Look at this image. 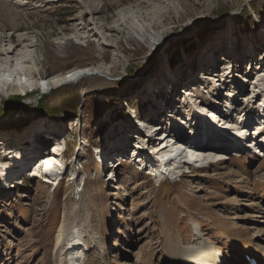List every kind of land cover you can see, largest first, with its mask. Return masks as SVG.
<instances>
[{
	"label": "rangeland",
	"instance_id": "rangeland-1",
	"mask_svg": "<svg viewBox=\"0 0 264 264\" xmlns=\"http://www.w3.org/2000/svg\"><path fill=\"white\" fill-rule=\"evenodd\" d=\"M24 46L35 52L30 88L6 86L0 97V140L26 156L7 172L16 186L0 187V264H52L63 210L80 198L86 216L100 217L106 264H167L170 235L186 249L210 241L226 264H243L235 241L264 257V133L243 125L264 95V0H0V50ZM251 60L262 71L250 70ZM106 64L110 74L86 72ZM225 68L234 71L229 90ZM77 69L68 96L60 80ZM216 70L209 87L201 73L211 80ZM41 79L57 82L43 91ZM187 82L199 93L183 97ZM200 110L222 120L218 137L233 147L213 143L222 150H193L197 161L186 162ZM170 130L186 139L175 143ZM51 137L65 144L53 164L65 173L32 178L30 166L53 154ZM174 154L181 160L160 166Z\"/></svg>",
	"mask_w": 264,
	"mask_h": 264
},
{
	"label": "bare ground",
	"instance_id": "bare-ground-1",
	"mask_svg": "<svg viewBox=\"0 0 264 264\" xmlns=\"http://www.w3.org/2000/svg\"><path fill=\"white\" fill-rule=\"evenodd\" d=\"M171 1H173V0H171ZM121 11L127 12V11H129V9L127 10V8H124V9H121ZM135 34L137 35V38L139 40H142L143 42L145 41V34L144 33H135ZM34 53L35 52L33 50L32 51L28 50L27 48H25V46L23 47V49L21 48L19 50H17V48H10L7 50L1 49L0 50V97L7 95V93L4 91V88L6 86L8 88H16L17 86L22 87L23 92L30 88L28 86L29 83H27L24 78H26V76L27 77L30 76V73H31L33 68L36 69V62H35V54ZM225 55L226 56L224 58L227 60V64H230L229 61H232L234 59V57L230 56L229 53H226ZM263 55H264V52L261 53L260 59H262V60H264V58H262V57H264ZM222 61H225V60L222 59ZM240 62H241V60H240ZM249 62H250V68H249L250 70H252V68L255 67L254 70L262 71L264 66L263 67L262 66L257 67L258 64H255V66H254V63L253 64L251 63V62H253L252 60ZM106 65L107 66L105 68L100 67V65H98L99 68H91V70L87 69L86 72L90 71L89 74H91V73H94V74H98V73L110 74L109 71H110L111 67H109V64H106ZM230 67H232V66H230ZM217 70L213 71V73H211V77H210L211 80H216L215 78H213L214 75L219 77ZM226 70L228 71L229 69L225 68V70H223V72H227ZM83 71H84V69H77L76 71H72V75H71L72 78L77 79L78 77H80L81 74H83ZM233 72H231V70H230L226 76V79L228 78V82L226 83L228 85V87H227L228 90L230 88H232V83L235 82L233 79V76H231L230 79L228 77ZM68 73H70V72H68ZM68 73H66V74H68ZM66 74L60 80L61 83H64V81L68 78V76ZM201 74H202V76L206 77L208 75V72L204 71ZM256 74L257 73H255V72H252L251 74H249V76L250 75L253 76L251 78V80L254 79V76H256ZM109 77L107 79H111L110 75H109ZM115 77H114L115 80L121 81L120 77H117V76H115ZM28 78H30V77H28ZM251 80H249V81H251ZM199 81H198V83H199ZM258 81L264 82V78H260ZM56 82H57V79H51L49 81V83L45 82L41 79V82L39 83L40 84L39 87L41 89H43V91H44V89H47V87L49 85L53 86V84ZM217 82L219 83V79H217ZM242 82H246V80L243 78ZM198 83H197V85H198ZM59 86H60V84H59ZM199 86L201 87V85H199ZM207 86L210 87L209 84H207ZM186 87L188 89H186L185 92L182 91V93L186 94V95L189 94L186 98H190L191 97L190 96L191 91H192L191 94H194L193 90L195 91L196 87L192 83L190 84V82H187ZM255 87L256 86H254V88ZM244 88H246V86ZM242 89L243 88H241V91L239 92L238 96H241V94H243L244 91ZM198 92H196V93H198ZM44 93H46V92H44ZM191 100H192V98L189 99V101H191ZM217 104H218V106L216 109L218 110V107H220L221 105H220V103H217ZM129 109L131 110L132 108H129ZM221 109H222V106H221ZM187 110H188V108H187ZM240 110H241V108H239V107L236 108V111H240ZM156 112L158 115L161 114V113H159V111H156ZM211 112H215V111L212 110ZM242 112H243V110H242ZM207 113H209V112L204 113L203 118L207 120L209 125L206 129H200L199 133H198V131H195V133H198L199 139H198V141L196 140V141H193L192 143H190V145L193 147L192 148L190 146L192 152L185 150L182 158L186 162L197 161L195 159V152H193V150H196V151L200 150L201 153L204 154V156L206 154H207L206 156H209L208 153H213V151H216V153H217L218 151L222 150L220 147L212 148L211 144H213V143L218 145V146H221L222 144L219 145V143L222 142L225 145H230L231 147H233V144L229 141L227 142V140L225 138L217 137L215 135L216 134L215 131L212 134L213 127L217 126V129H221L219 127L220 126L219 123H221L222 120L220 119L217 122H215L212 118L213 114L210 117ZM221 113H222V111L219 112V114H221ZM247 113H249V111ZM241 114H239V117L242 116ZM162 115L163 114H161L160 116H162ZM243 115L245 116V114H243ZM160 116H159V118H161ZM217 118H218V116H217ZM249 118H250V116H248V120L243 124L244 126L250 125V122H249L250 119ZM136 122H137V119H136L135 123ZM183 124H184V122H183ZM212 124H213V126L211 127ZM254 127L257 128L256 125H254ZM182 128H184V127H182ZM241 131L242 130L238 129V131L236 133L240 134ZM168 132H171L173 134V138L175 140V143H180L186 139L185 133L175 132V131H171V130ZM238 137H240V136H238ZM149 138L150 139L148 142H150V140H151V142L148 144V147L155 149L156 155L164 156L165 149L164 148L160 149V148H158V146H156L157 143L154 140L155 139L154 136L153 137L149 136ZM51 140L53 141L52 144L54 146V149L52 150L53 154L49 153V156L43 158V161H44V165L46 166L45 172H47L48 181H50V180L55 181L56 178H54L53 176L58 175V174L53 173L54 170H57L56 167L53 166V164L56 163V155H58L57 152L55 151V149L58 148L59 146L57 145V143H56L57 141L55 139L52 138ZM232 140H237V137L232 139ZM9 146L10 145L8 142H2L0 140V152L2 151L3 153H7L8 155H10L9 158H11V160H13L12 163H14V164L18 163L19 164L18 160L22 159V158H20L22 153L19 152V150L21 148L19 147L20 149L18 148V150H17L15 148L9 147ZM235 147H238V145H236ZM94 149H96V148L94 147L93 150ZM98 149L99 148L94 150V152H99V155H100L102 152L100 150L98 151ZM36 150H37V148H36ZM36 150H35V152H36ZM94 152L91 151V155L94 156ZM99 155H98V157H99ZM25 158H26V156H25ZM93 159H94V157H93ZM8 160L9 159H7V157H6L5 161H2L0 163V170L4 169L1 171L2 172L1 176L6 175V177H7V172L13 170L12 168H10V163L6 164L8 162ZM174 160L180 161L181 160L180 155L174 154L169 159L162 160L160 162V164H161L160 166H162V167L169 166V165L171 166L172 163L175 162ZM147 161L150 164L157 162L155 159L151 160L148 158H147ZM23 163H24V159H23ZM35 165L36 164H34L33 166H35ZM121 165H122L121 163L116 162V163H113V165L111 166L110 173L114 178L116 177L118 168ZM114 169L116 171H114ZM154 175L157 176L156 173ZM180 176H183V175H180ZM31 177L33 178V176H31ZM110 180H112V179L110 178ZM12 184L13 183L9 182V185H8V183L5 182V185H8V187H11ZM81 196H83V195H81ZM82 202H83V199L80 198L79 201L75 205H72L71 207L63 210L64 212L61 215L60 223L58 225L59 227H58V229L55 233V237H54V246H53V252H52V256H53L52 257V260H53L52 264H106L105 258H106L107 254H105L104 246H103V239L101 238V234H100V230H99V224H97L100 217L98 216L99 218H97L94 215L98 219V220L95 219L96 220V224H95L94 223L95 221H92V220H94L93 219L94 217L90 218V217L85 215V212L83 210V204L84 203H82ZM234 229H235V227H234ZM166 243H167V246H166L165 252H166V257H167V261H166L167 264H226L223 260V255L221 256V254L218 251L214 250L213 245H210L211 244L210 241H207L204 248L199 249V250H195L194 248H189L190 249L189 250L188 248L186 249L185 246L180 247L179 245H176L174 243V239H173V237H171V235L167 236ZM240 243H241V241H237V242L235 241V245L233 247H234V250H236L238 259L240 260L241 263L248 264L249 260L252 259V261L255 260L257 262V264H264V257L259 255L260 254L259 250L254 251V250L245 248L244 246L242 247V244H240ZM191 251H198V252L195 254H191Z\"/></svg>",
	"mask_w": 264,
	"mask_h": 264
},
{
	"label": "trees",
	"instance_id": "trees-1",
	"mask_svg": "<svg viewBox=\"0 0 264 264\" xmlns=\"http://www.w3.org/2000/svg\"><path fill=\"white\" fill-rule=\"evenodd\" d=\"M67 95L69 96L70 94H72V91H70V89L69 88H67Z\"/></svg>",
	"mask_w": 264,
	"mask_h": 264
},
{
	"label": "built area",
	"instance_id": "built-area-1",
	"mask_svg": "<svg viewBox=\"0 0 264 264\" xmlns=\"http://www.w3.org/2000/svg\"><path fill=\"white\" fill-rule=\"evenodd\" d=\"M94 155H96V154H94Z\"/></svg>",
	"mask_w": 264,
	"mask_h": 264
}]
</instances>
